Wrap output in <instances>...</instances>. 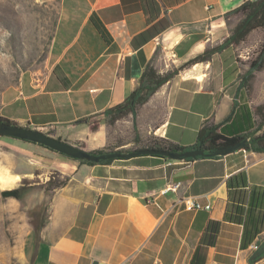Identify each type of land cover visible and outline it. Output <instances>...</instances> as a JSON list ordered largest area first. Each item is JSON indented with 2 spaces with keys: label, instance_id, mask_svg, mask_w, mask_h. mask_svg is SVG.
Segmentation results:
<instances>
[{
  "label": "crops",
  "instance_id": "obj_1",
  "mask_svg": "<svg viewBox=\"0 0 264 264\" xmlns=\"http://www.w3.org/2000/svg\"><path fill=\"white\" fill-rule=\"evenodd\" d=\"M245 1L41 0L57 6L48 72L5 90L0 117L103 150L107 126L130 115L108 125L98 114L137 88L133 56L141 74L146 65L165 74L206 54L137 109L138 137L188 148L205 124L228 138L246 135L253 108L264 103V67L246 81L264 29L237 46L224 43L232 32L224 16ZM86 117L99 123L97 131L78 123ZM0 144L4 178L16 179L2 191L28 183L25 196L55 172L68 178L50 192L47 219L32 231V264H264V254L252 259L264 242V153L88 165L31 142Z\"/></svg>",
  "mask_w": 264,
  "mask_h": 264
},
{
  "label": "rangeland",
  "instance_id": "obj_2",
  "mask_svg": "<svg viewBox=\"0 0 264 264\" xmlns=\"http://www.w3.org/2000/svg\"><path fill=\"white\" fill-rule=\"evenodd\" d=\"M228 2L234 4L236 0ZM56 18L57 6L54 3H43L41 0H0V105L5 90L17 87L25 77L41 78L48 72ZM236 21L235 15L229 17V23L225 24L229 32ZM136 134V115H130L127 120L114 126H107L108 145L103 149L104 153L119 151L115 150V146L121 142L127 143L124 151L128 152L147 146L149 139L141 141L138 137L137 142ZM0 141L22 142L6 136H2ZM71 145L87 149L84 141H75ZM3 151V145L0 144V177L4 178L7 171L3 166L6 158ZM20 184L26 190L30 188L28 183ZM44 187L39 182L30 195L24 196V193L21 200L4 199L0 195V264H32L35 245L32 222L38 225L47 219L50 192H45ZM33 210L34 214H38V219H32L29 215Z\"/></svg>",
  "mask_w": 264,
  "mask_h": 264
},
{
  "label": "trees",
  "instance_id": "obj_3",
  "mask_svg": "<svg viewBox=\"0 0 264 264\" xmlns=\"http://www.w3.org/2000/svg\"><path fill=\"white\" fill-rule=\"evenodd\" d=\"M232 15H235L237 17V21L234 23V28L231 32V35L225 40L224 43L237 46L241 44L243 41H245L246 37L253 30L258 28L264 29V0H248L243 2L240 6L225 14L224 22L226 23V25L229 23V17ZM208 58L209 55L203 54L188 61L178 69H173L165 74H157L152 67L146 65L143 73L141 74V77L139 78L137 88L121 104H118L98 115H104L107 119L108 125H114L116 121L121 120L129 115L135 116L137 109L143 106L145 103H147L149 98L161 86H163L171 78H173L178 73V71L190 67L195 63L203 62ZM263 67H264V43L262 44L260 48V52L258 53L257 57L250 64V69H249V73L246 76V81L251 82L254 77L253 73L255 71H259ZM253 114L255 115V121L254 124L252 125L251 131L243 136L228 138L221 135V133L219 132V125L205 124L198 132L197 142L195 143L194 146L184 148L166 142L164 140H151L147 146L141 148L166 150V151H184L192 148H200L203 149L205 152H210L219 148H226L232 146L242 141L244 138H248V144L243 149V151L264 153V103L257 107H254ZM91 119L92 117H86L80 120L78 123L87 125L90 132H95L99 128V123L97 121L92 122ZM0 122L17 125L16 123L2 117H0ZM57 140L60 141V139ZM135 140L138 142L137 134L135 135ZM79 148L87 151L86 147L84 146H81ZM119 151L128 152L124 150H119ZM91 153L102 154L104 153V150L91 151ZM154 157L162 158L160 156H154ZM214 158H218V157H214ZM198 159H204V158L198 157L196 159H185L182 161L187 162ZM115 160H119V159H115ZM113 161L114 160H106V161H100L99 163H93V162H86L79 160L78 162L88 165H95V164H109ZM67 181H68L67 177H63L61 176V174L55 172L45 183L44 191L51 192L56 188L63 187L67 184ZM25 190H26L25 186L22 185L19 188L3 190L1 191L0 195L4 199L11 198L15 200H21L23 194L27 191ZM34 211L35 210L29 212V215L33 217L32 219L34 218L38 219V214H34ZM44 223L45 221H40L38 225H35V223L32 222L34 232L37 233L38 230H40L41 227L44 225Z\"/></svg>",
  "mask_w": 264,
  "mask_h": 264
},
{
  "label": "water",
  "instance_id": "obj_4",
  "mask_svg": "<svg viewBox=\"0 0 264 264\" xmlns=\"http://www.w3.org/2000/svg\"><path fill=\"white\" fill-rule=\"evenodd\" d=\"M132 66L135 72V77H141V69L138 65L136 57L132 58ZM0 136H6L10 138L19 139L26 142H31L34 144L42 145L51 151L60 153L67 156L73 160H81L86 162L99 163L100 161L115 160V159H131L139 156H160L166 160L170 161H182L185 159H196L201 158H214L222 157L230 153L243 150L248 144V138H244L242 141L226 147L219 148L210 152H205L200 148H192L184 151H166V150H156V149H139L129 152H105L102 154H94L90 151H85L74 145H71L64 141H59L43 132L30 129L28 127H21L13 124H6L0 122ZM264 254V242L263 244L254 252L252 259H256ZM92 264H99L98 262H93Z\"/></svg>",
  "mask_w": 264,
  "mask_h": 264
},
{
  "label": "bare ground",
  "instance_id": "obj_5",
  "mask_svg": "<svg viewBox=\"0 0 264 264\" xmlns=\"http://www.w3.org/2000/svg\"><path fill=\"white\" fill-rule=\"evenodd\" d=\"M9 174V173H8ZM10 176V175H9ZM16 177V176H15ZM16 179L0 177V189L9 188L16 184ZM19 180V179H18Z\"/></svg>",
  "mask_w": 264,
  "mask_h": 264
},
{
  "label": "built area",
  "instance_id": "obj_6",
  "mask_svg": "<svg viewBox=\"0 0 264 264\" xmlns=\"http://www.w3.org/2000/svg\"><path fill=\"white\" fill-rule=\"evenodd\" d=\"M228 1H230V0H228ZM185 206H188V207H191V208H195V209H200V208H201L200 205L194 203V202L191 201V200H186V201H185ZM206 209H209V208L206 207ZM255 248H256V247H255Z\"/></svg>",
  "mask_w": 264,
  "mask_h": 264
}]
</instances>
